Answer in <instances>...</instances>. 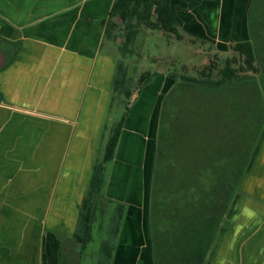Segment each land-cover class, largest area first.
I'll return each instance as SVG.
<instances>
[{
	"label": "crops",
	"instance_id": "obj_1",
	"mask_svg": "<svg viewBox=\"0 0 264 264\" xmlns=\"http://www.w3.org/2000/svg\"><path fill=\"white\" fill-rule=\"evenodd\" d=\"M255 2L172 7L185 38L225 55L253 41ZM113 3L0 0V264L78 263L73 236L119 61L105 41ZM166 77L134 95L109 172L106 198L127 206L112 264H154L150 194ZM258 125L262 135L204 264H264V120Z\"/></svg>",
	"mask_w": 264,
	"mask_h": 264
},
{
	"label": "trees",
	"instance_id": "obj_2",
	"mask_svg": "<svg viewBox=\"0 0 264 264\" xmlns=\"http://www.w3.org/2000/svg\"><path fill=\"white\" fill-rule=\"evenodd\" d=\"M104 26L105 41L118 48L121 58L103 127L102 139L109 132L104 156L102 160L96 159L92 167L73 240L82 254L94 240L95 224L112 206L107 237L98 254V264H112L127 206L106 198L109 172L134 95L159 75L147 72L136 80L129 75L125 60L135 55L134 44L142 30L159 31L180 41L185 36L172 0H114ZM210 51L209 63L197 69V76H189L188 72H168V76L176 83L219 88L250 79L251 74L262 70L253 41L235 43L225 55ZM120 105L124 110L118 120L115 110ZM249 140L246 155L241 152L220 160L215 165L216 173L211 175L206 169L185 176L184 164L172 165L158 146L150 194L154 264H204L241 180L240 171L251 150Z\"/></svg>",
	"mask_w": 264,
	"mask_h": 264
},
{
	"label": "rangeland",
	"instance_id": "obj_3",
	"mask_svg": "<svg viewBox=\"0 0 264 264\" xmlns=\"http://www.w3.org/2000/svg\"><path fill=\"white\" fill-rule=\"evenodd\" d=\"M253 18V42L262 70L251 74L250 79L219 88L176 83L167 77L162 80L157 148L161 147L162 156L171 160L172 165L184 164L185 176L206 169H209L208 175L215 174V165L220 160L241 152L246 155L248 131L251 145L262 135L258 123L264 120V0H256ZM108 45L121 58L118 48ZM134 49L135 55L125 62L129 75L136 80L147 72H188L189 76H197V69L209 63L211 52L209 46L190 38L180 41L151 30L141 31ZM219 50L224 54L223 49ZM123 110L124 106H117L118 120ZM108 136L109 132L97 147L99 160L103 159ZM164 163L167 166V162ZM112 209L111 206L109 213L95 224L94 240L87 249L80 254V248L75 247L77 264H98Z\"/></svg>",
	"mask_w": 264,
	"mask_h": 264
},
{
	"label": "water",
	"instance_id": "obj_4",
	"mask_svg": "<svg viewBox=\"0 0 264 264\" xmlns=\"http://www.w3.org/2000/svg\"><path fill=\"white\" fill-rule=\"evenodd\" d=\"M6 55L0 52V70H2L6 65Z\"/></svg>",
	"mask_w": 264,
	"mask_h": 264
},
{
	"label": "built area",
	"instance_id": "obj_5",
	"mask_svg": "<svg viewBox=\"0 0 264 264\" xmlns=\"http://www.w3.org/2000/svg\"><path fill=\"white\" fill-rule=\"evenodd\" d=\"M0 27H1V23H0Z\"/></svg>",
	"mask_w": 264,
	"mask_h": 264
}]
</instances>
